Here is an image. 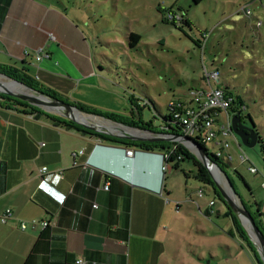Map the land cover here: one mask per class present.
<instances>
[{
    "label": "crops",
    "instance_id": "obj_1",
    "mask_svg": "<svg viewBox=\"0 0 264 264\" xmlns=\"http://www.w3.org/2000/svg\"><path fill=\"white\" fill-rule=\"evenodd\" d=\"M86 40L59 6L45 0H0V63L26 72L76 106L134 116L132 95L110 53L117 49L90 47ZM40 49L44 55L38 60ZM129 148L135 150L132 156ZM43 167L48 168L44 174ZM162 168L158 152L111 146L44 114L0 105V213L10 208L14 214L7 224L0 223V264H77L80 256L89 264H172L180 253L178 226L185 219L180 203L171 200L170 177L176 171L171 165L167 172ZM196 191L186 201H193ZM258 194L256 211L264 228V181ZM216 204L217 199L202 212L230 219L235 242L223 237L221 227H210L203 234L214 238L204 246L218 253L210 254L208 263L203 257L200 261L260 264L225 215L226 205L215 209ZM20 220L51 224L23 231Z\"/></svg>",
    "mask_w": 264,
    "mask_h": 264
},
{
    "label": "rangeland",
    "instance_id": "obj_2",
    "mask_svg": "<svg viewBox=\"0 0 264 264\" xmlns=\"http://www.w3.org/2000/svg\"><path fill=\"white\" fill-rule=\"evenodd\" d=\"M45 2L59 6L68 18L75 19L90 47L117 49L116 54H113V48L110 53L119 64L124 86L135 90L129 91L132 94L148 101L146 107L142 100H137L145 122L153 121L155 126H163L165 121L159 112L167 116L168 106L174 98L183 95L189 88L204 87L206 71H219L221 86L243 100L242 106L234 105L233 108L238 109L251 125L254 124L264 139V0ZM246 4L250 6L251 15L241 10ZM169 12L179 13L182 18L176 24L163 21ZM131 32L141 35L136 49H131L129 45ZM97 54V59H100V50ZM3 79L8 80L6 77ZM153 103L157 105L156 111ZM234 136L241 149L234 143L232 149L226 151L235 155L234 166L223 170L235 188L236 202L245 209L256 210L255 202L261 203L258 191L264 181V141L249 147L240 136ZM238 151L249 156L259 170L258 174L248 170L249 163L238 161ZM171 167L176 171L170 177L171 200L175 206L177 201L180 203L185 219L184 225L178 226L181 236L176 249L180 250L179 257H173L172 264H204L200 261L201 257L206 258L205 263H208L210 254L217 255L218 249L204 246L214 238L203 234L205 230L211 227L216 231L221 227L225 232L223 237L235 242L230 235V219L217 218L213 214L210 218L202 212L213 196L217 199L215 209H223L225 205L213 192L214 187L209 180L215 184L219 194L217 183L224 190L226 188L207 168L209 180H199L198 169L191 160L182 162L181 167L172 163ZM185 172L190 175L189 178ZM224 184L228 187L227 182ZM198 188L205 190V196L196 198V195L193 201H186ZM197 203L202 205L201 210ZM225 221H228V226Z\"/></svg>",
    "mask_w": 264,
    "mask_h": 264
},
{
    "label": "built area",
    "instance_id": "obj_3",
    "mask_svg": "<svg viewBox=\"0 0 264 264\" xmlns=\"http://www.w3.org/2000/svg\"><path fill=\"white\" fill-rule=\"evenodd\" d=\"M241 10L247 15L252 14L249 4L242 6ZM166 16L171 22H176L182 18L179 13L173 12H169ZM50 36L54 37L52 33H50ZM42 52L43 49L37 51L38 60L43 57L44 54ZM46 56L48 57L47 54ZM221 83L219 71H206V85L204 87L189 88L186 93L174 98L169 104L170 110L168 117L178 123L181 130L179 131V135H165V137H174V141L185 146L202 164L203 162L198 157L201 155L198 145L205 150L209 159L216 157L227 165V168H230L234 166L232 161L235 155L232 152L227 153L226 151L232 149L234 143L241 149L232 129V119L238 114V109L233 108L236 101L235 95L231 91H226V89L221 86ZM232 108L233 110L231 112L230 110ZM175 149L176 147H173L171 151L162 154L163 172H167L169 165L183 158V156H178V159L175 157L173 158ZM126 152L129 156H132L135 150L129 148ZM238 152V157H236L238 161L241 164L249 163L248 170L251 173L257 174L259 170L251 162L249 156L244 152ZM47 171L48 168L43 167L41 173L44 174ZM104 189H109V183L104 185ZM197 196L204 197L205 190L199 188ZM215 203L216 198H210L209 205L213 206ZM12 219H14V214L10 208L0 213L1 224H7ZM50 224L51 223L47 220L19 221L20 229L23 231L37 226H40L41 229L44 230L47 229ZM76 263L89 264L88 261L81 256L77 258Z\"/></svg>",
    "mask_w": 264,
    "mask_h": 264
},
{
    "label": "trees",
    "instance_id": "obj_4",
    "mask_svg": "<svg viewBox=\"0 0 264 264\" xmlns=\"http://www.w3.org/2000/svg\"><path fill=\"white\" fill-rule=\"evenodd\" d=\"M194 1H195V3H200L202 0H194ZM163 21L171 22L168 20L166 14H165V17H163ZM172 23L176 24L175 22H172ZM140 40H141L140 34L135 33V32H131L130 35L128 36L130 48L136 49ZM0 73L10 77L11 79L23 82L30 87L38 89L39 91H41L47 95L57 97L59 99H62L64 101L70 103L69 101L63 99L54 90H52L49 87H45L44 85H41L34 77L30 76L26 72H24V71H22L16 67H14L13 65L0 63ZM225 89H226V91H231L227 87ZM126 90L128 92L132 89L127 87ZM132 91L135 92V90H132ZM144 94L147 95L146 93H144ZM131 95H132V97L129 99V101L132 105V108L134 106V108H133L134 110L131 108V111H132L131 114H133L134 116H132V115L125 116L123 114L114 113V112H106V113L102 114V112H100L94 108H90V107H87V106H84L81 104H77V106L85 112L102 115V116L109 118L113 121L120 122V123L128 125V126L138 127V128L144 129V130H149V131H152V132H154L160 136H163V137L165 135L176 136V135L180 134L179 133V131L181 130L180 125L178 123L174 122L173 120H171L168 117V115L164 116L161 112H159V113H160L162 119L165 121V124H163V126H155L153 121L145 122L142 118L141 107L136 106L135 103L133 102L134 99H136V100H138V99L142 100V99L135 94L131 93ZM146 97H148V96H146ZM142 98H143L142 101L146 105V103H148L147 99L144 97H142ZM235 99H236L235 105H239V106L243 105V100H241L240 97H235ZM0 105H6L8 107L16 108V109L21 110L23 112H29L31 114H34V113L44 114V115L48 116L49 118L55 120L56 122H58L60 124H64L70 128L77 129V130H79L85 134L95 136V137L99 138L103 143L111 145V146H127V147H133V148L137 147L143 151L158 152L160 154H165L166 152L171 151V149L173 147H176V149L174 151L173 158L175 157L176 159H178V156H183V158L178 160L175 163V165L178 167L182 162H184L186 160H191L193 162V164L198 169L197 178L201 181L209 180V174H208V170L206 169V167L197 159V157L195 155H193L191 152H189V150L185 146H183L182 144H180L174 140L136 141V140H130L127 138H120V137H116V136H112V135H104L101 133L91 131L87 128H84L82 125H79L70 119H65V118L59 117L57 115L48 113V112L42 110L40 107L31 105L22 99H19L15 96L7 95V94L2 93V92H0ZM147 106L148 105H146V107ZM154 107H155V111H156L157 105L154 104ZM168 109L170 110V105L168 106ZM237 113L240 114L241 112L238 110ZM212 160L215 161L222 169L228 167L227 165L222 163L220 160H218L216 157H214ZM185 175L187 178H189L188 173L185 172ZM209 182L214 187V193L216 194V196H218L226 205L227 212L225 215L231 217V219L233 221L234 228H235L238 236L245 242V244L249 247V249L255 254L257 261L260 264H263L262 260L260 259V256L257 254V251H256L252 241L250 240L247 232L245 231L244 227L242 226L240 220L233 213L231 208L225 203L224 199H222L221 195L219 194V192L217 191V189L214 186L215 184L211 180H209ZM205 183L207 184V182H205ZM255 206L258 210L259 204L257 202H255ZM246 208L252 214V216L255 219L256 224L259 226V228L262 230V232L264 234V228H263L262 224L260 223V221L258 220V216L260 215V212L256 211V210L255 211L250 210L248 207H246ZM207 215H210V212H207Z\"/></svg>",
    "mask_w": 264,
    "mask_h": 264
},
{
    "label": "water",
    "instance_id": "obj_5",
    "mask_svg": "<svg viewBox=\"0 0 264 264\" xmlns=\"http://www.w3.org/2000/svg\"><path fill=\"white\" fill-rule=\"evenodd\" d=\"M0 76L6 77L8 80H11V81H13L19 85H22V86L28 88L29 90H31L33 92V94L32 95H26V94L13 92L12 90L3 88L4 84L2 82H0V92L5 93V94L10 95V96H15L19 99H22V100L28 102L31 105L40 107L41 109H43L47 112L62 115L64 117L74 121L75 123L80 124L83 127L90 129L94 132L101 133L104 135H112V136H116V137H120V138H127L130 140H136V141L175 140L174 137L173 138H169V137H165V136L163 137V136H160V135H158L152 131H149V130H144V129H141L138 127L128 126V125L113 121V120L106 118L102 115L85 112V111L81 110L76 105L68 103L62 99L57 98V97L47 95V94L39 91L38 89H35L33 87L26 85L23 82L11 79L10 77H8L4 74H1V73H0ZM45 105H47L48 107H46ZM49 106L53 107L54 109L50 108ZM75 114H76V116H75ZM81 115L86 116L87 118L93 117V118H97L99 120H104L105 122H112L113 124H118V125H120L119 128L124 129V132L123 133L122 132H114L110 128H107L105 126L100 128V127L93 125L91 123H87L82 119L83 117ZM127 129L136 130L138 133L129 134L126 132ZM232 129H233L235 134H237L238 136L241 137V139L243 140L245 145H247L249 147H254L259 142V139H258L259 136H258V133L256 131H254L252 128H243L242 127L240 114H237L236 116L233 117ZM245 129L254 132L253 134H250V137H251L250 142H247L245 137L242 134V130H245ZM198 147H199V150L201 153V155L198 157L203 162V165L209 170V172L211 173L210 166L213 165V166H215V168L217 169V171L219 173L223 174L226 182L228 183L229 189L232 191V195H230L226 190H224L220 186L219 183H217V187L220 191V195L224 199L225 203L231 208L233 213L241 221L243 227L247 231V234L253 240L254 244L257 246L258 251L260 253V256L262 257L261 259H262L263 264H264V234H263L262 230L256 224L255 219L252 216V214L247 209H245L243 206L239 205L236 202L235 195H237V193L235 192V188H234L231 180L229 179V177L224 172V170L216 162H214L212 159H209L205 150L201 146L198 145ZM246 223H248V225L251 228L253 233H251L249 231L248 227L246 226Z\"/></svg>",
    "mask_w": 264,
    "mask_h": 264
},
{
    "label": "bare ground",
    "instance_id": "obj_6",
    "mask_svg": "<svg viewBox=\"0 0 264 264\" xmlns=\"http://www.w3.org/2000/svg\"><path fill=\"white\" fill-rule=\"evenodd\" d=\"M0 82H2V83L4 84V87H3V88H6V89H9V90H12L13 92L21 93V94H26V95H32V94H33V92H32L31 90H29L28 88H26V87H24V86H22V85H19V84L15 83V82H13V81H11V80H4L2 76H0ZM45 106L48 107L47 105H45ZM49 107H50V106H49ZM50 108L54 109L53 107H50ZM75 116H76V114H75ZM81 116H82V115H81ZM82 117H83L82 119H83L85 122H87V123H91V124L96 125V126H98V127H100V128H102L103 126H105V127H107V128H110V129H111L112 131H114V132H122V133L124 132V129L119 128V125H117V124H113L112 122H105L104 120H99V119H97V118H93V117H89V118H87L86 116H82ZM84 117H85V118H84ZM106 125H107V126H106ZM126 132L129 133V134H135V133H138L136 130H133V129H132V130L127 129ZM139 133H140V132H139ZM210 171H211V173L216 177V179H217L220 183L223 184V186L226 188L227 192H228L230 195H232L231 192H230L229 187H227L226 184H224V182L226 183V180H225L223 174L219 173V172L217 171V169H216L213 165L210 166ZM238 204H239V203H238ZM246 226L248 227L249 231H250L251 233H253L252 230H251V228L249 227L248 223H246Z\"/></svg>",
    "mask_w": 264,
    "mask_h": 264
},
{
    "label": "flooded vegetation",
    "instance_id": "obj_7",
    "mask_svg": "<svg viewBox=\"0 0 264 264\" xmlns=\"http://www.w3.org/2000/svg\"><path fill=\"white\" fill-rule=\"evenodd\" d=\"M240 116H241V123H242V127L243 128H252L254 131H256L258 133V136H259V140H260V134L259 132L254 128V124H250L246 119H244L242 117V114L240 113ZM254 132L253 131H249V130H242V134L243 136L245 137L246 141L247 142H250L251 141V137H250V134H253Z\"/></svg>",
    "mask_w": 264,
    "mask_h": 264
}]
</instances>
